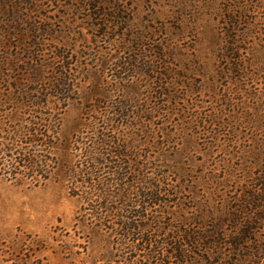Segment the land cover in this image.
Wrapping results in <instances>:
<instances>
[{"label": "rangeland", "instance_id": "obj_1", "mask_svg": "<svg viewBox=\"0 0 264 264\" xmlns=\"http://www.w3.org/2000/svg\"><path fill=\"white\" fill-rule=\"evenodd\" d=\"M89 3L0 0V59L19 57L0 80V264H105L149 181L167 206L132 212L254 197L242 222L264 248V0ZM37 66L71 91L18 112Z\"/></svg>", "mask_w": 264, "mask_h": 264}, {"label": "trees", "instance_id": "obj_2", "mask_svg": "<svg viewBox=\"0 0 264 264\" xmlns=\"http://www.w3.org/2000/svg\"><path fill=\"white\" fill-rule=\"evenodd\" d=\"M91 1L93 3H89V7L96 8L94 3L100 0H89ZM2 39L7 40L5 43L7 49L11 48L8 42L14 39L19 44L20 40L26 41L15 35H4ZM230 40L231 46L237 45L236 39L230 38ZM25 48L31 54L30 44ZM21 50L22 48H19L18 55L22 52ZM229 51L232 54L233 49ZM30 57L33 59L34 55L31 54ZM17 61L19 57L12 54L0 59V80L3 78L2 70L5 66L9 70H14V63ZM235 67L241 69L239 64ZM32 72L33 76L28 79V82L38 87L27 89L19 82L22 79L15 78L18 83L15 89L17 97L21 98L19 102L21 107L18 108V112H21L23 107L26 108L25 110L31 106L38 109L44 105V95L40 91L42 89H45L47 93L45 99L51 94L48 92H52L50 96L55 97L70 93L67 83L62 82L61 76H66L63 71L46 77L44 74L48 71L46 72L42 66H37L32 69ZM63 99L65 100L66 97ZM25 127L26 125L21 124V127L19 126L12 134L17 138H25L27 143L44 142L41 138H44L45 134L41 136L38 133L35 134L31 132L30 127L29 131H24ZM11 145L13 146V143ZM6 149L8 150V146ZM21 162L24 163L21 159L16 160L14 165L23 166L29 171L26 164L22 165ZM27 173L29 174L30 171ZM147 185L148 189L141 193L142 201L131 203V210L127 212V215L122 216L123 222L118 225L120 227L118 237L121 242L117 243L112 259L105 264H264V248L258 245L259 242L256 245L255 240L253 243L246 241L248 238L251 239L250 236L254 230L252 226L255 223L242 222L247 210L253 209L256 201L254 197L248 196L242 204L230 207L233 209L232 212L224 216L214 215L211 211H199V214L188 216L181 211L180 213L164 209L151 211L146 207L144 210L135 211V214L132 209H137L141 205L167 206V201L159 197L161 191L150 181Z\"/></svg>", "mask_w": 264, "mask_h": 264}]
</instances>
